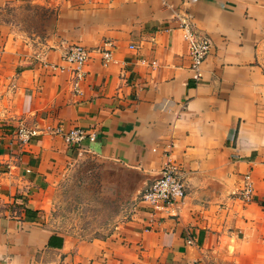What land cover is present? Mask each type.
Listing matches in <instances>:
<instances>
[{"label": "crops", "instance_id": "crops-1", "mask_svg": "<svg viewBox=\"0 0 264 264\" xmlns=\"http://www.w3.org/2000/svg\"><path fill=\"white\" fill-rule=\"evenodd\" d=\"M24 1L55 19L0 75V264H264V0ZM185 23L212 40L199 79ZM105 42L113 60L94 52L75 95L64 51ZM20 125L39 134L23 143ZM76 126L96 139L69 145L58 128ZM86 156L138 173L139 192L171 162L187 195L135 202L105 238L52 230L49 191Z\"/></svg>", "mask_w": 264, "mask_h": 264}, {"label": "rangeland", "instance_id": "rangeland-1", "mask_svg": "<svg viewBox=\"0 0 264 264\" xmlns=\"http://www.w3.org/2000/svg\"><path fill=\"white\" fill-rule=\"evenodd\" d=\"M55 12L24 0H0V75L11 73L12 43L51 36ZM40 36L38 38L37 36ZM16 130V129H15ZM0 136L14 131L0 123ZM142 177L133 170L86 156L58 181L41 210V222L83 239L105 238L131 218ZM5 206L0 204V215Z\"/></svg>", "mask_w": 264, "mask_h": 264}, {"label": "built area", "instance_id": "built-area-1", "mask_svg": "<svg viewBox=\"0 0 264 264\" xmlns=\"http://www.w3.org/2000/svg\"><path fill=\"white\" fill-rule=\"evenodd\" d=\"M185 39L188 45V53L191 60V68L197 71L199 79V69L211 53L212 40L205 34L198 33L194 28L185 23ZM109 45V46H108ZM111 43L105 42L102 46L95 48L75 43L70 45L63 54V60L71 71L72 91L75 95L83 93L82 83L86 76L85 66L94 52L102 55L105 64L113 60ZM69 145H80L85 139L95 140L96 132L76 126L69 130L59 127ZM16 135L21 142L28 143L33 137L39 134L36 128L20 125L16 129ZM247 192L251 191L248 187ZM187 195V185L185 175L179 167L171 162H167L161 169L159 175L148 185L140 195V203L152 209L153 212H164L173 204L182 201ZM191 243L192 240L190 239Z\"/></svg>", "mask_w": 264, "mask_h": 264}, {"label": "trees", "instance_id": "trees-1", "mask_svg": "<svg viewBox=\"0 0 264 264\" xmlns=\"http://www.w3.org/2000/svg\"><path fill=\"white\" fill-rule=\"evenodd\" d=\"M28 212L30 213L31 211L28 209Z\"/></svg>", "mask_w": 264, "mask_h": 264}]
</instances>
